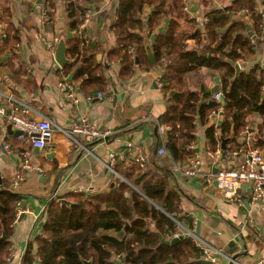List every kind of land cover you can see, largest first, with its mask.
<instances>
[{"label": "trees", "instance_id": "1", "mask_svg": "<svg viewBox=\"0 0 264 264\" xmlns=\"http://www.w3.org/2000/svg\"><path fill=\"white\" fill-rule=\"evenodd\" d=\"M56 0H43L41 8L49 17L44 24L53 31ZM67 19L65 40L66 57L69 63L62 68L65 80L72 73V81L78 82V91L86 97L101 92L108 84L105 67L96 64L95 49L83 30H79L84 14L100 0H64ZM209 1L204 24L182 10L189 0H118L116 21L113 26L114 46L106 57L118 62V78L125 82L133 74L136 65L150 68L147 47H150L155 65L162 69L160 88L167 97L165 114L158 124L169 128L166 143H161L168 155L160 175L147 169L119 168L118 173L125 182L118 181L107 192L97 194H73L67 199L70 205L58 200L46 203L42 229L34 240L35 253L28 247L21 264H202V252L189 238H182L173 245L161 243L173 239L177 224L192 232L193 221L183 217L180 199L184 193L172 189L170 166H183L193 156L196 141V120L205 126L211 111L219 107L210 101L209 93L201 90L202 69L218 76L223 97V112L219 126L205 131L206 143L211 153L220 148L221 139L234 143L254 114L264 118V74L258 68L235 74L229 62L245 64L254 55L248 32L247 21L254 28L261 23L256 10V0H235L231 7L214 10L217 6ZM220 1V0H219ZM212 3V4H211ZM151 8L147 20L143 10ZM245 11V14L242 12ZM9 16V13H6ZM163 20L167 26L160 30ZM0 22L6 23L2 47L16 45L19 33L14 30L5 14ZM146 29L149 42L141 35ZM63 31H59L60 37ZM89 41V40H88ZM109 68L111 65H108ZM194 85L196 91L188 90ZM202 101V102H201ZM209 102H213L210 105ZM264 128V121H263ZM250 149L236 144L223 151L230 157L234 152ZM255 149V146L252 147ZM56 170V168H53ZM24 198L9 188L0 192V264H6L9 256L10 239L13 236L17 209ZM175 216L173 219L172 217ZM128 225L124 229L125 225ZM123 232L122 236L117 234Z\"/></svg>", "mask_w": 264, "mask_h": 264}, {"label": "crops", "instance_id": "2", "mask_svg": "<svg viewBox=\"0 0 264 264\" xmlns=\"http://www.w3.org/2000/svg\"><path fill=\"white\" fill-rule=\"evenodd\" d=\"M211 1L217 5L214 10L217 7L222 10L231 7L235 0L225 5L227 7L224 4L229 0ZM117 2L118 0H100L94 4L90 9L91 16L82 29L90 46L95 49L96 56L102 51L100 65H104L108 81L101 92L90 98L79 93V83L72 81V73L63 82L66 77L62 68L54 69L56 64L53 53L48 52L43 45L44 40L53 38H63L65 42L68 36L65 1H55L54 29L49 31L42 21L44 11L41 5L32 0H0V16L5 14V18L20 36L19 43L3 49L2 39L7 24L0 22V108L9 112L17 104H21L29 108V114L23 116L31 119L45 118L61 128H67L72 121L86 119L98 129H107L112 133L106 141L93 144L82 142L80 147L72 144L63 134L55 132L46 150L41 152L37 149L35 152V148L29 143L18 141L9 134L7 128L10 125L0 117V192L11 185L24 154L29 156V163L35 170L23 173L24 182L17 192L24 200L10 239L9 251L12 257L6 264H21L28 247L35 253L33 240L44 225V211L49 200H67L78 189L85 190L86 195L107 192L116 182H125L115 169L137 167L133 163L134 157H143L144 168L155 175H160L159 169L169 163L166 152L165 157L157 155L161 143H166L170 130L158 124V118L165 114L168 106L167 97L158 83L162 75L161 67L150 66L145 69L144 66L136 65L131 78L123 82L117 75L119 63L106 57V52L115 43L113 26ZM189 3L194 17H205L209 8L208 0H189ZM256 10L261 16L258 28H254L253 23L244 18L247 21L248 36L254 44V55L245 64H237L240 72L258 68L264 74V0H256ZM150 11L149 6L144 8V21ZM166 26L167 20H163L159 29L164 30ZM61 30L63 33L58 37ZM141 35L150 42L156 34L149 36L147 30L143 29ZM148 48L151 52L149 46L146 48L147 52ZM65 58L67 59L66 52ZM67 61L69 63L68 59ZM201 73V87L209 93L211 101L210 89L218 76H213L207 69H202ZM60 84L63 86L60 87ZM64 84L73 87L76 102L67 98L68 89ZM220 89L219 81L218 91ZM188 90L194 92L196 88L188 85ZM262 94L264 98V87ZM214 111H211L205 126L196 120V141L191 145L193 156L178 172L173 170L174 164L170 166L173 178L170 187L184 193L179 208L183 217L192 219L193 230L199 223V237L223 254L218 258L217 264H230L233 259V264H264V219L257 206L250 203L248 190H239L242 204L238 205L226 199L213 182L209 184L206 181L217 170L233 168L241 161V155L230 157L220 151V148L217 162L209 156L211 152L206 143L205 131L213 127L219 134L222 122L221 116L214 114ZM263 121V117L254 114L250 117L249 125L256 134L252 147L255 146V150L264 156ZM235 144L245 146L241 134L234 143L227 142V150ZM5 146H8V151L4 149ZM128 146H131L130 149ZM111 155L123 156L124 160H118L110 167ZM194 160L200 165L198 175H184V166L188 167ZM28 175L30 178H27ZM244 200L248 202L246 206Z\"/></svg>", "mask_w": 264, "mask_h": 264}, {"label": "built area", "instance_id": "3", "mask_svg": "<svg viewBox=\"0 0 264 264\" xmlns=\"http://www.w3.org/2000/svg\"><path fill=\"white\" fill-rule=\"evenodd\" d=\"M35 2V0H32ZM185 14L190 17H193L201 25L206 22L204 18H196L191 14L190 4H185L182 10ZM245 14V11L242 12ZM91 16V11H87L84 14L83 22L79 27L81 31L84 29V26L88 19ZM49 20V17L45 12H42V21L45 24ZM57 38L51 40H44L43 45L48 52L52 53L55 44L57 43ZM85 46L89 45V41L86 40L84 43ZM65 82V81H63ZM60 87L63 84L59 85ZM160 86V84H159ZM64 87L68 89L67 98L70 101L76 102L74 89L64 84ZM0 95H2L0 93ZM100 98V95H98ZM13 101V100H10ZM212 101L216 102L219 107L216 109V112H213L216 115H220L223 112V97L220 91L212 94ZM23 114H29V108L17 104L11 111L7 112L4 108H0V117L4 118L6 122L11 126L13 131L19 132V135L16 137L18 141H23L29 143L32 148L38 149L41 152H44L49 146L55 132H59L66 136L68 140L75 145L82 147V142L85 144H92L97 141L105 140L112 134L110 130L107 129H98L89 123L86 119H79L77 121H72L67 128H61L57 125H54L48 119L39 118L31 119ZM243 136L244 145L250 149L245 151L234 152L232 156L238 157L241 155V161L238 165L233 168H222L217 170L214 175H209L206 181L211 184L216 183V188L222 193V195L233 201L235 204L241 205V200L238 195L239 190L242 189V186H246L250 189L249 200L250 203L256 205L260 215L264 219V156L260 154L257 150L252 149V144L256 140V134L253 131L251 126H246L241 133ZM131 146H128L130 149ZM6 151L9 150L8 146H5ZM129 151V150H128ZM157 155L159 157H165L166 153L163 148L157 150ZM214 162L219 160V151L217 150L214 153L209 155ZM28 155H23L18 164V170L16 175L9 186V191L17 193L20 186L24 182V172L32 173L35 170L31 166L28 160ZM124 160L123 156H109V166L112 167L116 161ZM133 163L138 166L140 169L144 168V159L141 156L134 157ZM199 162L194 160L191 164L183 168V174L189 177H195L198 175L197 172L199 168ZM182 166L175 165V171H179ZM251 184V185H249ZM85 190L78 189L75 191V194H85ZM20 212L19 208L16 212V220L19 219ZM180 227V232L173 235L174 238H189L195 244V246L202 252V257L204 261L211 262L212 264H217L218 258L223 256V254L208 242L201 239L199 236L195 235L194 231L189 232L185 230L182 226ZM12 257V253L9 252L8 259Z\"/></svg>", "mask_w": 264, "mask_h": 264}, {"label": "water", "instance_id": "4", "mask_svg": "<svg viewBox=\"0 0 264 264\" xmlns=\"http://www.w3.org/2000/svg\"><path fill=\"white\" fill-rule=\"evenodd\" d=\"M234 0H229L228 3H225V5L227 4H231V2H233ZM37 5H41L43 0H36L35 1ZM227 7V6H225ZM215 10H219V8L217 7ZM65 52H66V48H65V42L63 40V38H59L57 40V43L55 44L54 46V49H53V56H54V61H55V67L54 69L57 70L58 68H63L66 64H68V61L67 59L65 58ZM101 56H102V51H99V53L97 54L96 56V61H97V64H101L100 62V59H101ZM147 57H148V62H149V65L150 66H154L155 65V61H154V58H153V55L152 53L149 51V48H148V52H147ZM231 66L234 67L235 69V74H239L240 73V66L234 62H229ZM104 66V65H103ZM218 86H219V81L217 78L214 79V86L210 89V94H214L218 91ZM201 90H203V87H201ZM96 98V97H95ZM202 102V101H201ZM210 105H213V102H209ZM8 133L13 135L14 137H17L19 135V132H16V131H12L11 129V126H8ZM101 141H106L105 140H101ZM101 141H97V142H101ZM95 142V143H97ZM93 144V143H92ZM226 150V140H223L221 139V142H220V151H225ZM35 152H37V149H35ZM49 158V157H48ZM27 178H30V175L27 176ZM214 185H216V183H214ZM251 185V184H249ZM247 189L248 192L250 193V189L247 188L246 186H242V190H245ZM58 202L60 204H65L67 206L70 205V202L67 201V200H64V199H59ZM247 200H244V205L246 206L247 205ZM175 216H173L172 218H174ZM128 227V225L126 224L124 229H126ZM195 235L199 236V223L196 224V228H195V231H194ZM123 232H120L119 234H117L118 237L122 236ZM4 238V235H2V237L0 239H3ZM158 238L160 239L161 243L165 244V245H173L175 243H177L178 241H180L182 238H174L170 241H164L160 238V236H158ZM202 264H212L211 262H208V261H202L201 262ZM234 263V259L233 260H230V264H233ZM115 264H121L120 261H115Z\"/></svg>", "mask_w": 264, "mask_h": 264}, {"label": "rangeland", "instance_id": "5", "mask_svg": "<svg viewBox=\"0 0 264 264\" xmlns=\"http://www.w3.org/2000/svg\"><path fill=\"white\" fill-rule=\"evenodd\" d=\"M176 226L178 227V231H177V233H179V232H180V227L178 226V224H177Z\"/></svg>", "mask_w": 264, "mask_h": 264}]
</instances>
